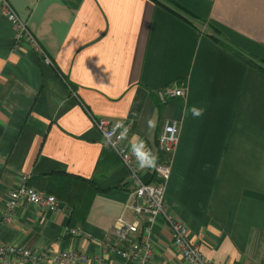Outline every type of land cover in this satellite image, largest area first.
Instances as JSON below:
<instances>
[{
	"label": "crops",
	"instance_id": "1",
	"mask_svg": "<svg viewBox=\"0 0 264 264\" xmlns=\"http://www.w3.org/2000/svg\"><path fill=\"white\" fill-rule=\"evenodd\" d=\"M9 1L51 62L18 44L0 13V244L124 264L112 229L136 206L133 182L92 116L123 124V143L153 184L156 167L140 168L134 152L142 141L157 166L170 119L180 135L168 210L210 262L264 264V0H174L202 21L194 24L158 0ZM181 82L186 100L160 104L156 91ZM193 106L203 115L193 117ZM24 175L46 193L78 179L93 193L85 221L60 200L58 212L21 201L4 222ZM125 215L137 220L132 209ZM152 237L153 264H182L163 218Z\"/></svg>",
	"mask_w": 264,
	"mask_h": 264
},
{
	"label": "built area",
	"instance_id": "2",
	"mask_svg": "<svg viewBox=\"0 0 264 264\" xmlns=\"http://www.w3.org/2000/svg\"><path fill=\"white\" fill-rule=\"evenodd\" d=\"M0 13L16 28V41L28 43L50 59L41 44L12 6L9 0H0ZM157 99L164 105L173 100L185 101L187 88L184 82L168 85L156 91ZM107 146L117 153L122 164L130 172L133 182V196L136 206H127L117 218L113 235L117 246L114 253L123 259L124 264H153L154 240L153 227L158 218H163L169 226L175 247L182 258V264H215L202 253L198 244L188 235L187 227L167 208L165 203L167 184L171 176L173 155L179 142L180 125L177 120H165L158 136V147L162 161L155 168L156 183L147 182L139 173L137 164L123 143L124 126L122 123L106 117L92 116ZM29 176L24 175L17 189L9 193L8 209L3 221L11 223L13 213L21 201H27L52 212L61 209V202L54 196L29 184ZM132 209L137 220L129 221L125 211ZM145 220V221H140ZM77 236L78 230H71ZM0 264H97L90 256L79 251H63L52 254L47 248L32 250L10 244H0Z\"/></svg>",
	"mask_w": 264,
	"mask_h": 264
},
{
	"label": "trees",
	"instance_id": "3",
	"mask_svg": "<svg viewBox=\"0 0 264 264\" xmlns=\"http://www.w3.org/2000/svg\"><path fill=\"white\" fill-rule=\"evenodd\" d=\"M162 6L169 9L170 11H174L180 17L189 21L191 24L192 19L202 22L200 18H198L191 11L183 7L182 5L176 3L174 0H164L168 4L165 5L161 0H158ZM204 23V21H203ZM219 32H216L218 34ZM215 41L220 42L218 37L212 36ZM224 45V44H223ZM264 65V60L261 62ZM258 68L264 74V66L259 65ZM65 177V176H64ZM63 179V178H61ZM76 178H72L71 180H67L66 182L60 181L59 183L52 182L50 184V189L47 194L55 195V197L60 201L66 202L72 208V218L75 222H83L87 218L91 201H92V192H82L80 183L76 182ZM85 181V180H83ZM84 184V182H81Z\"/></svg>",
	"mask_w": 264,
	"mask_h": 264
},
{
	"label": "clouds",
	"instance_id": "4",
	"mask_svg": "<svg viewBox=\"0 0 264 264\" xmlns=\"http://www.w3.org/2000/svg\"><path fill=\"white\" fill-rule=\"evenodd\" d=\"M191 113L193 117H200L204 113L203 108H197L193 106L191 108ZM151 123V122H150ZM138 165L140 168H155L156 167V162H157V157L152 154L150 151L145 150V147L143 145V142L141 141L138 144V147L136 151L134 152Z\"/></svg>",
	"mask_w": 264,
	"mask_h": 264
},
{
	"label": "rangeland",
	"instance_id": "5",
	"mask_svg": "<svg viewBox=\"0 0 264 264\" xmlns=\"http://www.w3.org/2000/svg\"><path fill=\"white\" fill-rule=\"evenodd\" d=\"M210 29H212V31L216 32L217 30L213 27H210Z\"/></svg>",
	"mask_w": 264,
	"mask_h": 264
}]
</instances>
